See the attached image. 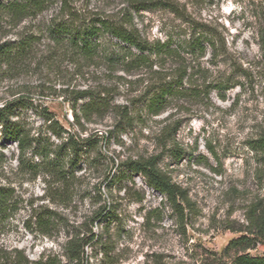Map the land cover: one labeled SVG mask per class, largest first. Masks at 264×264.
Returning a JSON list of instances; mask_svg holds the SVG:
<instances>
[{
	"label": "rangeland",
	"instance_id": "1",
	"mask_svg": "<svg viewBox=\"0 0 264 264\" xmlns=\"http://www.w3.org/2000/svg\"><path fill=\"white\" fill-rule=\"evenodd\" d=\"M136 1L48 0L21 20L1 13L0 47L31 46L11 61L0 49V108L14 105L10 121L29 141L22 155L0 126V264H77L66 246L92 235L111 243L116 264H237L264 255L252 223L264 214V0H153L164 4L147 10ZM73 14L135 29L154 52L106 35L85 59L51 32ZM169 84L185 95L151 114L150 99ZM78 91L111 103L105 115L82 120L84 131L71 126ZM124 107L131 125L117 132ZM53 121L92 142L63 146L67 135L55 134ZM153 156L188 192L184 220L125 166ZM241 237L251 242L228 248ZM84 251V264H103L101 244Z\"/></svg>",
	"mask_w": 264,
	"mask_h": 264
},
{
	"label": "trees",
	"instance_id": "2",
	"mask_svg": "<svg viewBox=\"0 0 264 264\" xmlns=\"http://www.w3.org/2000/svg\"><path fill=\"white\" fill-rule=\"evenodd\" d=\"M47 4L48 0H9L7 3L0 6V16L1 13H4L16 20H21L25 17L34 16L43 12L47 8ZM66 4L67 3H65V7H68ZM135 4L137 9L147 10L163 6L164 3L153 0H139L136 1ZM71 18V20L56 22L52 26L51 32L57 39H59V43L66 44L71 50L76 51L79 56L84 57L85 59L91 60L99 53L98 50L101 47V45H99L100 38L106 35L112 36L121 44L128 46L130 49H135L141 54L154 52V49L147 41L142 39L138 31L135 29H129L110 19L98 18L87 22L77 18L74 14ZM30 46V41H23L17 45L15 44L14 48L10 45H3L0 47L1 56L8 61L14 60L15 58L23 56V54H26ZM179 84L182 85V82ZM175 86L177 85L169 84L163 87L157 94L153 95L149 101V112L151 114H161L167 108L170 98L185 95L184 91L174 89ZM81 101H86V103L80 105ZM13 106L14 105L9 104L0 108V126L3 127L7 140L18 143L20 153L24 155L29 148V141L25 131L10 121ZM110 107L111 103L106 97L98 96L92 91L76 92L73 97L74 122L71 124L72 128L76 125L81 127L83 129L82 131H84L83 119L90 120L92 116H103L109 111ZM129 116L127 107H124L121 112L123 121L118 122L115 126L117 132L125 130V126L122 125H131L129 122L132 118ZM51 130L55 134L60 133V135H67L68 142L64 143L63 146H71L76 151L79 142L91 143L93 140L91 137L83 139L80 134L71 133L69 130L63 128L58 121H53ZM114 132L115 131H110L109 136L111 137ZM96 140L98 141L97 138ZM257 147L261 150L262 154H264V137H261L257 141ZM61 149L63 148H60V150ZM178 154L182 155L180 151ZM125 166L131 174L142 175L151 189L164 195L179 219L184 220L186 209L192 206L188 192L182 186L174 182L167 172L162 170L160 167V156L131 160L128 161ZM56 170L59 175L63 174L64 176L63 168ZM4 198V190L0 188V205L3 204ZM252 223L255 224L259 234H261V237L263 238V241L261 242L264 244V214L261 219H253ZM246 242L250 243L251 240L246 237H241L233 240L228 248H238L243 246ZM93 244L102 245V253L104 255L103 264H116L115 257L112 255L113 249L110 246L111 243L106 242L102 244L95 235H92L89 238L76 237L69 241L65 248L66 256L69 260L75 261L77 264H84L86 261L85 247ZM237 264H264V255L261 257H251L249 255L241 256L238 258Z\"/></svg>",
	"mask_w": 264,
	"mask_h": 264
}]
</instances>
